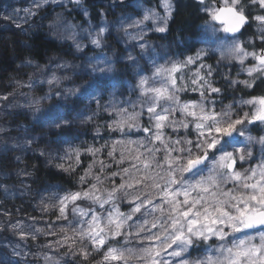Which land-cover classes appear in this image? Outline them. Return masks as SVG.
<instances>
[{"label":"clouds","instance_id":"clouds-1","mask_svg":"<svg viewBox=\"0 0 264 264\" xmlns=\"http://www.w3.org/2000/svg\"><path fill=\"white\" fill-rule=\"evenodd\" d=\"M0 264H264V0H0Z\"/></svg>","mask_w":264,"mask_h":264}]
</instances>
